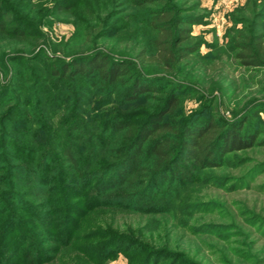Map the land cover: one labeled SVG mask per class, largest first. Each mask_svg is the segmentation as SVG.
<instances>
[{
    "label": "trees",
    "instance_id": "trees-1",
    "mask_svg": "<svg viewBox=\"0 0 264 264\" xmlns=\"http://www.w3.org/2000/svg\"><path fill=\"white\" fill-rule=\"evenodd\" d=\"M21 2L27 8H34L31 0ZM76 6H80L79 9ZM259 7L256 0H250L245 6L250 17L239 16L234 22L242 26H234L226 34L230 58L238 67L251 72L242 78L245 84L248 79L254 82L255 74L264 69L263 15ZM39 8L42 6L34 8L37 15L30 18L23 12L17 13L12 0H0V40L7 43L9 50L24 52V45L29 46L30 52L34 49L36 41L31 38L40 36L37 29ZM186 8L184 3L178 6L171 0H54L51 7L42 10L40 18L46 12L72 16L77 33L87 43H97L114 35L131 43L118 55L95 49L68 59L49 56L43 49L30 59L22 54L9 57L4 53L3 58H10L14 64L22 65L25 60V63L36 62L40 68L37 72L48 76L47 80L57 94L46 101L28 96L24 102L16 100L11 107L9 118L18 115L22 107H32L34 114L23 119L26 132L20 139L0 130V136L4 137L3 133L6 138L5 142L0 139V207L6 201H15L19 210L32 212L42 234L48 233L50 241L54 242V235L59 233L64 221L59 235L64 237L63 246H70L73 237L68 226L75 222V215L82 214V203L88 206L107 203L111 209L128 210L129 203H134L138 196L151 194V198L162 199L167 193H172L173 196H167L169 199L166 200L172 203L176 198L175 187L182 189L198 180L199 172L223 166L233 152L264 146V131L255 123L264 110V102L249 101L242 113L230 119L215 114L204 115L203 112L183 115L181 94L186 92L188 82L176 79L175 74L184 72L194 59L200 62L199 73L202 75L225 70L223 63L213 60L218 57L199 53L201 40L192 37L188 27L198 21H191V17L185 15ZM129 9L136 14L127 13L126 20L130 22L113 24V18L119 12ZM10 79L15 84L18 76L14 73ZM33 82L41 85L40 78ZM258 82L264 87V81ZM188 89L190 92L195 90ZM10 91L7 87L1 88L0 104ZM71 92L73 101L67 103L65 95ZM86 93L92 100L86 99ZM145 101H151L148 110L120 108ZM83 102L87 110L84 120L79 117L84 110ZM88 102L97 107L98 115L89 113L92 104L88 107ZM114 102L119 107L110 108ZM62 111L71 114L65 137L61 135L67 127L66 123H60ZM9 151L11 156L22 154V158L27 157L25 159L38 168L32 182L22 175L28 169L26 164L8 162L7 157L1 155ZM54 168L68 185L58 187L59 180L51 175ZM22 181L25 187L18 194L15 189L22 186ZM55 184L57 188H54ZM172 184L176 186L172 187ZM100 186L111 193L98 194ZM64 194L69 200L65 201L68 212H63V219L58 220V212L53 211L52 206L56 205V196L64 198ZM46 203L51 209L39 211L38 208H46L43 206ZM5 212V217L0 220V240L8 239L16 229L18 232L12 236H20L23 243L29 240L28 235L26 239L27 232L22 233L16 222L17 213L12 209ZM107 235L106 248L116 242L114 240L130 239L114 236L117 234L110 231ZM28 245L22 252L24 260L32 259L33 250L28 249ZM132 246L137 247V253L130 264H153L157 258L172 254L167 249L154 250L136 240ZM88 248L93 249V246ZM4 254H0V264L8 262ZM98 256V253H91L86 257L95 263ZM166 256L165 260L169 262L175 260Z\"/></svg>",
    "mask_w": 264,
    "mask_h": 264
},
{
    "label": "rangeland",
    "instance_id": "rangeland-1",
    "mask_svg": "<svg viewBox=\"0 0 264 264\" xmlns=\"http://www.w3.org/2000/svg\"><path fill=\"white\" fill-rule=\"evenodd\" d=\"M53 1L31 0L35 9L42 6L38 9L39 21L37 22L40 36L31 38L36 41L31 52L28 51V45V47L26 45L22 47L24 50L20 49L24 52L9 50L6 46L7 43L0 40V90L5 87L11 90L3 103L0 104V130L12 133L15 139H20L21 135L26 132L24 123H22L23 119L34 114L32 107H22L19 109L18 115L7 117L16 100L24 102L28 96H33L34 100L37 98L46 101L49 96L56 95L57 91L47 80L48 76L43 72H37L40 68H37L36 62L25 63V60L22 65L14 64L10 62V58L7 60L3 58L4 53L9 54V57L22 54L30 59L36 52L43 49L49 56L68 59L73 55H83L95 49L118 55L120 50L131 43L119 35L104 40L100 39L97 43H87L77 33L73 17L66 13L47 14L46 12L40 18L42 10L51 7ZM171 1L178 6L184 3L187 7L185 15L191 17L189 18L191 21H198L189 24L188 27L190 35L201 40L199 53L201 55L209 53L212 57H218L220 60L214 58L213 60H217L215 62L218 64L223 63L225 68L223 72L217 70L208 75H202L199 73L201 64L198 59H194L187 64L184 72L179 71L175 74L176 79L188 82L186 92L181 94L183 115L190 116L196 112H203L204 115L215 114L224 119H230L236 114L242 113V108L247 102L252 100L264 102V87L258 82V80L264 81V69L261 70L262 72H258V75L255 74L254 82L248 79V84H245L242 78L248 77L251 72L238 67L230 58L226 48L227 31L234 26H242L240 23H235L234 20H237L241 15L250 17L245 8L250 0ZM256 2L260 5L259 12L263 15L262 30L264 32V0H256ZM12 4L17 13L23 12L30 18L37 15L33 7L31 9L25 7L21 0H12ZM79 7L76 6V9ZM127 13H131V16L132 14L136 15L133 9L119 12L113 18V24L130 22L126 20ZM13 69L16 70L14 72L16 77L18 76L15 84L10 79V76L14 75ZM29 73H32V76L35 74L37 77H32ZM39 78L40 86H38L39 83L33 82V79L38 80ZM83 85L80 86L83 87ZM188 88L195 90L190 92ZM85 95L88 97L86 99L92 100L87 93ZM65 98L67 103H72V92L70 95L66 94ZM90 103L88 102V107L92 104ZM150 103L151 101H145L120 108L121 110L128 108L130 111L148 110ZM83 104L84 110H81L79 117L84 120L87 118V110L84 102ZM109 107L119 106L114 102ZM89 113L98 115L100 112L92 104ZM70 115L68 111H62L59 115L62 117L60 123L67 124L61 134L63 137L68 133ZM255 123L264 131V110L259 113ZM2 136L4 137L0 136V139L5 142L6 138L3 133ZM4 149L7 151L8 147ZM10 153L11 151L1 155L6 156L8 162L26 164L28 169L26 172L24 169L25 174L22 175L26 180L32 182L38 168L29 159H25L27 158L25 155V158H22V154L16 156L13 153L11 156ZM53 163L56 164V162ZM263 163L264 146L233 152L227 156L223 166L199 172L198 180L185 185L182 189L172 184L171 186L175 187L173 191L176 193V198L172 203L166 201L173 196L172 193H167L162 199L153 197L152 199L151 194L138 196L134 203H129L128 210L111 209L107 203H92V206L82 203L83 207L80 211L83 215H75L73 218L75 222L73 225L69 223L68 226L73 237L70 246H63L64 237L59 235L63 231L64 221L61 222L58 229L59 233L54 235L55 242L50 241L51 237L48 233H46L47 235L42 234L43 230L32 212L19 210L18 203L15 201H6L0 207V220L5 217L6 210H14L18 215L16 222L22 233L27 232L26 239L28 235L29 240L23 243L24 239L20 236H12L18 232L16 229V232H13L8 239L0 240V254L5 253L4 255L7 256L8 262L5 264H130L131 259L137 253V247L132 246L136 240L140 241L142 245L154 248V250L167 249L169 253H172L165 254L164 258H157L158 260L153 264H264ZM262 164L263 167L260 166ZM51 175L56 176V180H59L58 187L68 185L62 179V175L58 173V169L54 168ZM23 183L22 181V186L15 189L18 194H21L25 187ZM54 188H57V184ZM97 192L100 195L111 193L104 186H100ZM65 201H69L66 194H64V198H61V195L56 196V205L52 206L54 207L53 211L58 212L56 214L58 220L63 219V212H68L65 209ZM160 201L165 202L161 203ZM43 206L46 208L42 209L41 207L38 210L51 209V205L47 203ZM108 231L117 234L114 236L121 235L131 240H114L116 242L106 248L105 242L109 241V239L105 240L108 237ZM27 243H29L28 249L32 248L33 250L31 260L23 258L22 252ZM21 244L22 248L18 251ZM76 246H79L80 249ZM89 246H93V249L88 248ZM86 253H98L96 262L91 263L87 259ZM166 255L174 257L175 260L173 262L165 260Z\"/></svg>",
    "mask_w": 264,
    "mask_h": 264
}]
</instances>
